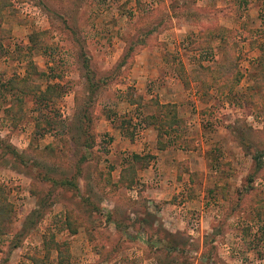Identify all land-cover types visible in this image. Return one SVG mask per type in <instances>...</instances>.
<instances>
[{
  "label": "rangeland",
  "instance_id": "obj_1",
  "mask_svg": "<svg viewBox=\"0 0 264 264\" xmlns=\"http://www.w3.org/2000/svg\"><path fill=\"white\" fill-rule=\"evenodd\" d=\"M0 21V194L11 206L0 264L46 253L56 264L54 242L69 264H264V202L248 190L262 199L264 170L248 184L241 145L264 143V0H9ZM216 69L222 93L191 76ZM26 80L59 96L38 106V92H18ZM151 102L174 104L181 121L162 150L138 125ZM83 150L78 192L45 183L46 171L72 175ZM43 197L54 203L30 217ZM168 242L182 251L167 254Z\"/></svg>",
  "mask_w": 264,
  "mask_h": 264
},
{
  "label": "trees",
  "instance_id": "obj_2",
  "mask_svg": "<svg viewBox=\"0 0 264 264\" xmlns=\"http://www.w3.org/2000/svg\"><path fill=\"white\" fill-rule=\"evenodd\" d=\"M9 4V0H0V14L3 11V9ZM1 22V21H0ZM1 26V25H0ZM2 28L0 27V41H2L3 38V34H2ZM32 40V37H31ZM33 42V41H32ZM1 45V43H0ZM124 60V58L121 60ZM229 68V67H227ZM222 69V67L220 68ZM220 69H216V70H206L210 77L208 78L207 72L204 74H201V72H191V76L194 78H197V80L201 81L200 85H203L205 87H208L209 89H213L215 91H221V93L223 92V89H220L219 87V77H220V73L221 70ZM224 70V68H223ZM196 73V74H193ZM201 74V76H200ZM262 76H258L257 78H255V82H254V88L258 89L259 87L257 86L258 83H260V81L262 80ZM209 79V80H208ZM87 80L89 81V83L91 82L90 78H87ZM10 83H12L11 85H13L12 87H16L15 90L18 91L17 89V83L14 81H10ZM209 83V86H207ZM9 84V82L7 83ZM16 84V86H15ZM10 85V84H9ZM26 86H29V92H38V97L37 99H35V104L41 105V104H46L47 102L51 101L53 95L54 96H59V94L55 91V88L52 86H47V88L41 92L40 88L38 86H36L35 84H29L28 80L23 81L21 83H19V91L18 92H22ZM93 84L90 83L89 85V89L92 88ZM1 87L5 86L3 84H1ZM11 87V86H10ZM131 105H136L135 101H131ZM152 105V107L155 106V108L157 109V112H155V114H146L143 117H141L140 115L138 117V125L141 128H147V127H153V129L156 131L157 133V143L159 145V149H163L165 147V143L163 144L161 142L163 136L165 135H169L171 132H175L178 128V126H180L181 121L179 120L178 116H177V112H176V106L174 104H159L158 102H151L150 106ZM91 118L90 117H86V121L90 122ZM131 121V120H130ZM57 122H55V120L52 118L49 120V122H47V126L48 128L44 131H49L52 130L54 125H56ZM90 127V126H88ZM86 127V129H84L81 133L80 139H82V141L80 142V145L83 146L84 148L87 149H91V143L93 141V134L92 132L89 130V128ZM170 131H169V130ZM127 134L123 133V136L126 137ZM130 135V139H133V135ZM246 140L247 143L243 142V144H241L243 147L246 148L247 152L250 151L251 154V160H252V166L250 169V174L247 176V180H248V184L252 183L255 181L256 177L259 176L260 172H262L264 170V143L262 142H251L249 143L247 139ZM79 141V140H78ZM254 143V144H252ZM255 145V149L259 152H254L255 150H251L250 148ZM7 149L8 154L13 157L15 160H19V162H22V158L20 157V155L17 153V150H15L12 146H6L5 147ZM135 162H138L140 160V157L138 156H133ZM88 160L87 157V153L86 150H83L81 153L80 158L78 159V162L75 165V171L72 175H65V174H60L59 176H54L52 174H50L49 172H45L44 174V181L45 183H49L51 184V186H55L57 188H66V189H70V190H74L76 192H78V185H77V178L78 176L81 175V166L83 164H85ZM144 165H147L144 164ZM134 167H131L129 170L127 171H131L133 172ZM124 173L121 174L120 176V181H122L124 179L123 177ZM249 192L253 193V196L251 197V201L254 202L253 204L257 205V202L259 203L260 201L264 202V194H262V199L259 200L260 197L259 194H257L255 197L254 195V190H256L255 188H249L248 189ZM257 191V190H256ZM0 193L2 192V189L0 188ZM51 200V198H49ZM48 199V202H49ZM41 202H39L38 207L36 210L32 211L30 213V217L36 216V219H42L43 216L45 215L46 211L48 210L49 206L51 204L54 203V200L52 198V200L49 203H46L44 197L42 199H40ZM261 205V204H259ZM257 205V207L255 208V216L257 217V219H259L260 221L264 222V207L260 208V206ZM10 204L7 202L6 197L0 194V223L5 222L4 220H7L10 216H11V212H8ZM262 210V212H261ZM28 216V219H29ZM7 222V221H6ZM34 220L31 218L29 219V224H33ZM74 222L73 218L71 216V214L69 212H67L65 214V227L67 229H69L71 234H74L76 232V230L73 229L74 226ZM34 225V224H33ZM29 227V228H28ZM26 226L25 230L23 231L24 233H20L22 234V236L27 235L28 233L31 232V230L34 228V226L29 225ZM19 234V235H20ZM260 235V232L257 233ZM259 238L258 241H264V232L261 233V236H258ZM158 246V248L161 249L162 245L160 244V241L157 240V238L154 240ZM65 246V243L63 244H59L58 242H54V249L56 251V264H69L68 262V258L63 254L62 251V247ZM182 247V246H181ZM165 248L168 249L169 251H167L169 253H173V252H180L182 251V248H180L179 246H177L176 244L172 243V242H168L165 244ZM184 249V248H183ZM45 259H48V254H45ZM45 259H33L32 263L33 264H48L46 263V261H44Z\"/></svg>",
  "mask_w": 264,
  "mask_h": 264
}]
</instances>
